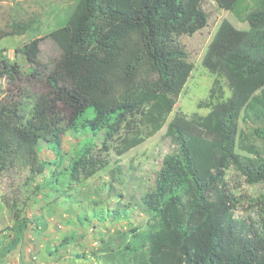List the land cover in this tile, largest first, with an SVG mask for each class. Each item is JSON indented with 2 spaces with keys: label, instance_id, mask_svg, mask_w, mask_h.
<instances>
[{
  "label": "trees",
  "instance_id": "obj_1",
  "mask_svg": "<svg viewBox=\"0 0 264 264\" xmlns=\"http://www.w3.org/2000/svg\"><path fill=\"white\" fill-rule=\"evenodd\" d=\"M201 1L76 0L46 35L56 58L44 61L37 33L16 49L27 72L0 50V82L14 93L0 101V176L23 174L25 185L53 196L49 205L71 202L82 181L109 165L111 151L121 157L166 127L174 150L152 188L133 203H94L79 217L81 225L128 222L136 209L148 218L145 229L101 240L97 263L264 264V223L251 230L235 218L226 182L233 169L264 187V0H214L248 29L220 23L202 60L215 79L198 108L210 111L176 112L167 123L193 70L177 39L208 25ZM29 31L16 24L0 39ZM65 134L85 135L68 158ZM14 221L0 260L25 237L26 219Z\"/></svg>",
  "mask_w": 264,
  "mask_h": 264
},
{
  "label": "rangeland",
  "instance_id": "obj_2",
  "mask_svg": "<svg viewBox=\"0 0 264 264\" xmlns=\"http://www.w3.org/2000/svg\"><path fill=\"white\" fill-rule=\"evenodd\" d=\"M76 0H0V35L10 31L16 24H24L32 29L23 35H12L0 39V50L10 61L18 63L22 70L30 68L25 57L16 49L37 37L44 61L58 55L57 46L46 39L47 33L55 27L57 20L69 12ZM200 8L208 14V25L192 37L182 36L177 40L188 54V62L193 70L185 84L178 102L167 123L176 112L186 116L194 113L206 115L210 110L198 108L209 97L215 77L202 67L205 52L223 20L230 22L238 30H247V23L239 22L231 13L221 10L214 0H202ZM225 99L230 91L224 87ZM12 88L0 82V101L13 98ZM166 127L142 145L117 157L113 151L107 155L109 165L92 178L82 181L72 194V201L66 204L49 205L45 190H36L35 185H25V176L12 171L0 176V242H8L10 229L14 226V215L27 221V230L17 250L0 260V264H101L95 260L99 254L101 240L115 237L117 232H125L130 227L146 228L147 216L134 210L128 221L107 224L79 222V217L95 203L97 208H112L117 202L133 203L151 189L155 175L163 158L174 150L165 138ZM85 135L63 136V152L70 157L73 145ZM50 152L42 151L41 158H50ZM49 171L45 176L49 177ZM226 182L237 200L234 211L236 219L246 228L260 231L264 223V187L262 184L249 185L235 170L227 171ZM41 184V179L37 180ZM120 195V197H118ZM30 199V200H28ZM40 220V221H39ZM46 224L45 230L40 225ZM68 239L63 243V239Z\"/></svg>",
  "mask_w": 264,
  "mask_h": 264
}]
</instances>
